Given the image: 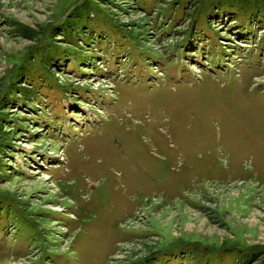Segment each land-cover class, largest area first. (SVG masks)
<instances>
[{
	"label": "rangeland",
	"instance_id": "obj_1",
	"mask_svg": "<svg viewBox=\"0 0 264 264\" xmlns=\"http://www.w3.org/2000/svg\"><path fill=\"white\" fill-rule=\"evenodd\" d=\"M264 0H0V264H264Z\"/></svg>",
	"mask_w": 264,
	"mask_h": 264
},
{
	"label": "trees",
	"instance_id": "obj_2",
	"mask_svg": "<svg viewBox=\"0 0 264 264\" xmlns=\"http://www.w3.org/2000/svg\"><path fill=\"white\" fill-rule=\"evenodd\" d=\"M262 252H260L259 254H261ZM260 256H264V253L263 254H261Z\"/></svg>",
	"mask_w": 264,
	"mask_h": 264
}]
</instances>
